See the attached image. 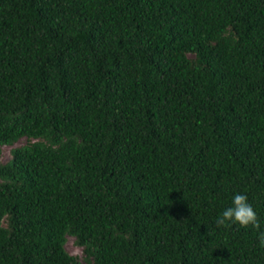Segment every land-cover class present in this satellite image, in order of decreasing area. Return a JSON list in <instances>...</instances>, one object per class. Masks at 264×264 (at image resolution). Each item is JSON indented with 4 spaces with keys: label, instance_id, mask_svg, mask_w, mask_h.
I'll list each match as a JSON object with an SVG mask.
<instances>
[{
    "label": "trees",
    "instance_id": "16d2710c",
    "mask_svg": "<svg viewBox=\"0 0 264 264\" xmlns=\"http://www.w3.org/2000/svg\"><path fill=\"white\" fill-rule=\"evenodd\" d=\"M0 264H264V0H0ZM72 236L83 260L67 252Z\"/></svg>",
    "mask_w": 264,
    "mask_h": 264
},
{
    "label": "clouds",
    "instance_id": "9594fccd",
    "mask_svg": "<svg viewBox=\"0 0 264 264\" xmlns=\"http://www.w3.org/2000/svg\"><path fill=\"white\" fill-rule=\"evenodd\" d=\"M229 223L239 224L242 228H254L259 232V244L264 248V231L260 230V221L253 206L248 202V197L236 194L232 206L226 208L216 220L217 227L227 226Z\"/></svg>",
    "mask_w": 264,
    "mask_h": 264
},
{
    "label": "rangeland",
    "instance_id": "374dc122",
    "mask_svg": "<svg viewBox=\"0 0 264 264\" xmlns=\"http://www.w3.org/2000/svg\"><path fill=\"white\" fill-rule=\"evenodd\" d=\"M25 143H27V139L26 138H21L20 140H18L17 142H15L13 145H3L1 146L0 149V162L1 163H6L11 159V149L13 147L16 146H20V145H24ZM65 249L67 250V252H69L70 254L77 256V258H79L80 260H83L84 257V253L83 250L80 246H78L75 243V240L72 236H68L66 243H65Z\"/></svg>",
    "mask_w": 264,
    "mask_h": 264
}]
</instances>
